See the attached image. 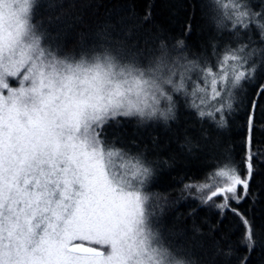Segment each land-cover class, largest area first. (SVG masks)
Segmentation results:
<instances>
[{
    "label": "snow or ice",
    "instance_id": "snow-or-ice-1",
    "mask_svg": "<svg viewBox=\"0 0 264 264\" xmlns=\"http://www.w3.org/2000/svg\"><path fill=\"white\" fill-rule=\"evenodd\" d=\"M33 5V0H0V264H183L160 245L150 226L148 196L141 190L150 169L100 138L109 117L142 113L157 102V92L171 110L172 96L155 72L120 64L111 54L75 60L45 49L31 23ZM231 8L234 26L247 28L249 13L237 0H231ZM247 61L241 47L227 50L211 67L185 66L206 82L194 88L191 95L199 104L191 106L215 102V112L232 109L233 90L255 79ZM184 79L181 75L176 83L169 75L163 83L182 92ZM252 95L247 172L241 175L226 165L215 172V185H186L210 189L205 202L220 197L217 207L240 215L249 248L252 228L230 202L239 203L247 194L250 134L264 101V83L257 82ZM199 115L214 113L199 110ZM115 156L123 161L119 169ZM83 241L87 246L78 243Z\"/></svg>",
    "mask_w": 264,
    "mask_h": 264
},
{
    "label": "trees",
    "instance_id": "trees-1",
    "mask_svg": "<svg viewBox=\"0 0 264 264\" xmlns=\"http://www.w3.org/2000/svg\"><path fill=\"white\" fill-rule=\"evenodd\" d=\"M237 1L241 11H249L247 28L234 26L231 2L225 9L222 0H35L32 8L31 23L42 46L61 58L108 53L141 67L185 61L211 67L227 50L243 47L248 54L255 79L241 82L232 109L201 117L177 94L174 121L143 123L117 115L100 130L108 148L143 157L153 169L145 188L149 223L160 245L184 264H264V101L250 134L247 194L230 202L252 228V247L240 215L217 207L220 197L205 202L210 189L186 187L215 185V172L226 165L247 172L249 102L254 85L264 83V0ZM8 80L18 84L15 77Z\"/></svg>",
    "mask_w": 264,
    "mask_h": 264
},
{
    "label": "rangeland",
    "instance_id": "rangeland-1",
    "mask_svg": "<svg viewBox=\"0 0 264 264\" xmlns=\"http://www.w3.org/2000/svg\"><path fill=\"white\" fill-rule=\"evenodd\" d=\"M222 2H223V4H225V3L231 2V0H222ZM237 3L239 4V1H237ZM100 55H103V54H100ZM92 57H94V56H92ZM92 57L86 58V59H91ZM116 60L120 64H129L127 62H122V61H120L117 58H116ZM248 60H249V57H248ZM247 64H248V61H247ZM191 65H196V63H192L191 61H185V62L179 63L176 66H159V65L155 66L154 65V66H151V67H141L139 65H135V66H137V67H139L141 69H144L145 71H153V72H155V74L157 76L161 77L162 79H166L169 75H172L173 79H174V81L176 83L180 82L181 75H183L184 78H185L184 79L185 89L182 92L173 91L171 86L165 85V89H167L168 94H170L172 96V98H173L172 104H171V107H172V110H173L172 118L169 119L166 122H164V120H161L158 117L155 118V119H142V121H144L143 123H148V122L149 123L150 122L151 123H158V122H162V121L164 123H167V122H169L171 120L174 121L175 118H176V115H177L176 111L178 110V105H176V103H177L176 102V99H177L176 95L177 94L181 95L183 97H186L191 102V104L194 101H195V103L199 104V98L192 96L191 93L193 92L194 88L205 87L206 82H202L201 79L197 77L195 71H193V72H186L185 71V66H191ZM9 78H12V77H9ZM18 86L19 85L17 84L16 87H18ZM241 88H242V85L238 86L236 89L233 90V93H234L233 98H232L233 104L237 100V96H238L239 92L241 91ZM206 91L208 93H210V88H207ZM185 93H187V95ZM213 104H215V102H212V103H210L208 105H200V109H197V108H195V109L197 110L198 113H199V110H204L205 112L212 111L214 114H216L218 112H215ZM169 106L170 105L166 101H163L162 104H161V107H164V108H167ZM226 109L228 110V108H225L224 110H226ZM132 117L140 118L139 116H135V115H133ZM125 159H130L133 163H135L138 160L144 167H147L148 169H150V175L146 178V180H145V182H144V184L142 186V189H141L142 192L145 194V188H146V185L148 183V180L151 179L152 176H154L153 169L151 168V166L147 163V161L143 157H138L137 159L136 158L132 159V158H129V156L127 155L125 157ZM78 243H84L86 245L88 244L87 241L78 242ZM94 246L98 247L99 245H94Z\"/></svg>",
    "mask_w": 264,
    "mask_h": 264
},
{
    "label": "clouds",
    "instance_id": "clouds-1",
    "mask_svg": "<svg viewBox=\"0 0 264 264\" xmlns=\"http://www.w3.org/2000/svg\"><path fill=\"white\" fill-rule=\"evenodd\" d=\"M34 3H35V0H33V4ZM157 77L160 79L162 87L165 88V85H167V84L163 83V81L165 79H162L159 76H157ZM156 95H157V102L154 103L152 105V107L145 109L142 113L133 114V115L139 116L141 119H155L158 117L161 120H164L165 122L168 121L169 119H171L173 110L172 109L170 110L169 107H167V108L161 107V104L163 101H166L168 104H169V101L166 99L165 96H161L159 94V92H157ZM133 115H129V116H133ZM113 163H114L115 167L117 169H119L121 167L123 161L121 160L120 156H115L113 158ZM183 264H184V262H183Z\"/></svg>",
    "mask_w": 264,
    "mask_h": 264
},
{
    "label": "bare ground",
    "instance_id": "bare-ground-1",
    "mask_svg": "<svg viewBox=\"0 0 264 264\" xmlns=\"http://www.w3.org/2000/svg\"><path fill=\"white\" fill-rule=\"evenodd\" d=\"M217 9V8H216ZM249 12V11H248Z\"/></svg>",
    "mask_w": 264,
    "mask_h": 264
},
{
    "label": "water",
    "instance_id": "water-1",
    "mask_svg": "<svg viewBox=\"0 0 264 264\" xmlns=\"http://www.w3.org/2000/svg\"><path fill=\"white\" fill-rule=\"evenodd\" d=\"M86 245V244H85ZM87 246V245H86Z\"/></svg>",
    "mask_w": 264,
    "mask_h": 264
}]
</instances>
